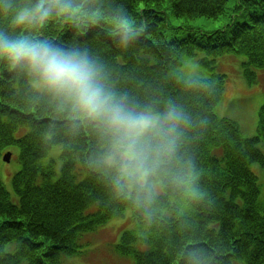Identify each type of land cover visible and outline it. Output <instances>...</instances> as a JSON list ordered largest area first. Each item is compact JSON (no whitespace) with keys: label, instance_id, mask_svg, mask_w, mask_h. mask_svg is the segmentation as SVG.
Masks as SVG:
<instances>
[{"label":"trees","instance_id":"obj_1","mask_svg":"<svg viewBox=\"0 0 264 264\" xmlns=\"http://www.w3.org/2000/svg\"><path fill=\"white\" fill-rule=\"evenodd\" d=\"M228 1L87 0L102 13L97 22L76 27L53 18L35 30L40 38L89 49L107 65L115 87L134 101L159 106L172 101L184 109L190 127L182 153L196 165L207 196L183 210L164 201V211L151 222L87 167L96 147L92 134L70 131L48 98L0 61V157L17 146L20 164L12 176L17 200L0 178V264H66V255L81 253L86 233L128 208L136 225L122 233L116 250L133 257L134 264H180L183 249L192 243L212 254L215 264H264V196L250 167L255 161L264 166L257 142L264 136V103L258 135H244L236 120L218 111L224 79L214 73L215 59L226 51L245 56L250 82L253 70L264 67V0H237L229 22L218 30L173 26L169 20L170 14L186 20L218 18ZM115 16L140 29L127 47L114 32ZM168 30L174 32L171 39ZM181 31L185 37L177 35ZM197 51L205 53L199 61L208 73L186 77L183 61ZM192 79L200 86L186 83Z\"/></svg>","mask_w":264,"mask_h":264},{"label":"clouds","instance_id":"obj_2","mask_svg":"<svg viewBox=\"0 0 264 264\" xmlns=\"http://www.w3.org/2000/svg\"><path fill=\"white\" fill-rule=\"evenodd\" d=\"M53 18L80 27L97 22L102 13L87 0H0V61L19 70L34 93L47 97L70 131L92 134L96 147L87 167L149 222L164 211V201L181 210L203 201L207 193L200 172L182 153L190 127L184 109L172 101L163 106L136 102L115 87L107 65L86 47L38 37L35 30ZM111 23L122 47L140 31L120 16ZM186 83L200 86L196 79ZM179 262L215 264L196 243L183 249Z\"/></svg>","mask_w":264,"mask_h":264},{"label":"rangeland","instance_id":"obj_3","mask_svg":"<svg viewBox=\"0 0 264 264\" xmlns=\"http://www.w3.org/2000/svg\"><path fill=\"white\" fill-rule=\"evenodd\" d=\"M237 0H229L227 2L226 13L218 18L199 17L196 19L186 20L185 18L169 15L170 23L173 26H182L184 24H192L206 31L218 30L225 27L229 22V16L233 12ZM174 35L172 30L167 31V38L171 39ZM179 37H185L184 32L177 34ZM206 57L202 51H197V55L183 61L181 73L186 77H204L207 69L200 63V59ZM245 60L243 54L235 52H225L218 59L214 72L227 74L232 84L226 82L224 86L223 97L219 107L222 114L235 119L240 125L244 135L252 137L258 134V112L264 103V67L257 69V80L251 83L242 74V61ZM227 70H230V74ZM220 110V108H219ZM260 148L264 151V136L259 141ZM8 150L12 151L13 156L10 162H6L4 157H0V178L11 193V198L15 201L18 199L13 186L12 176L20 169L17 146H10ZM60 163L57 165L59 169ZM251 169L256 174L259 183L262 185L261 196H264V166L255 161L251 163ZM133 210L126 209L112 220L99 225L96 231L88 232L82 238L83 245L81 253L73 256L66 255L63 259L66 264H134V260L130 257L117 253L116 244L120 236L126 230L132 229L136 224L133 217Z\"/></svg>","mask_w":264,"mask_h":264},{"label":"water","instance_id":"obj_4","mask_svg":"<svg viewBox=\"0 0 264 264\" xmlns=\"http://www.w3.org/2000/svg\"><path fill=\"white\" fill-rule=\"evenodd\" d=\"M10 156H11V154H10V153H7V154L4 156V160H6V161H10Z\"/></svg>","mask_w":264,"mask_h":264},{"label":"bare ground","instance_id":"obj_5","mask_svg":"<svg viewBox=\"0 0 264 264\" xmlns=\"http://www.w3.org/2000/svg\"><path fill=\"white\" fill-rule=\"evenodd\" d=\"M50 196H47V198H49Z\"/></svg>","mask_w":264,"mask_h":264}]
</instances>
